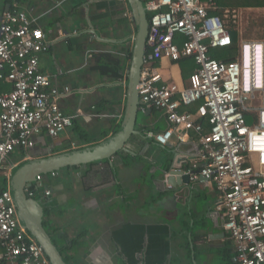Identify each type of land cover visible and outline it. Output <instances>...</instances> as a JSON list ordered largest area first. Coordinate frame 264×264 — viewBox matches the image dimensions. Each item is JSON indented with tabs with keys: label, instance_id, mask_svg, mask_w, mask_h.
<instances>
[{
	"label": "built area",
	"instance_id": "built-area-1",
	"mask_svg": "<svg viewBox=\"0 0 264 264\" xmlns=\"http://www.w3.org/2000/svg\"><path fill=\"white\" fill-rule=\"evenodd\" d=\"M148 34L138 83L139 110L165 112L168 126L153 135L160 145L172 138L198 137V171L215 185L222 225L234 242L233 264H264V40H248L239 28L241 10L217 7L212 0H142ZM131 19V14L126 13ZM235 58L212 56L233 44ZM50 48L45 32L26 11L0 9V264H51L42 247L18 222L8 189L11 155L29 150L37 137L56 139L74 124L60 101L72 93L44 72L40 54ZM192 59L187 81L168 84L155 63ZM198 103L193 112L184 107ZM98 115V114H94ZM203 120L209 125L205 131ZM29 158L26 155L23 160ZM58 171L49 174L54 177ZM170 174H167L169 176ZM37 174L25 191L44 197L52 190Z\"/></svg>",
	"mask_w": 264,
	"mask_h": 264
},
{
	"label": "crops",
	"instance_id": "crops-1",
	"mask_svg": "<svg viewBox=\"0 0 264 264\" xmlns=\"http://www.w3.org/2000/svg\"><path fill=\"white\" fill-rule=\"evenodd\" d=\"M127 5L126 0H0L1 10L18 8L36 19L50 43L40 54L42 70L54 75L60 69L57 83L72 89L60 107L75 116L73 126L56 143L46 135L37 137L29 158L69 139L72 149L96 143L76 138V130H99L96 138L87 137L97 139L102 130L111 127L112 119L123 116L125 79L110 81L91 66L96 51L114 52L113 44L121 50L124 42L132 49L134 24H118L120 16L130 13L120 12ZM191 60H164L155 66L168 84L181 87L195 68ZM100 100L108 104L97 111ZM117 100L122 102L113 113L110 105ZM194 104L184 109L194 112ZM203 125L208 131V123L203 120ZM167 126L164 111L148 109L124 150L108 159L59 170L45 181L52 190L48 197L40 192L50 206L48 229L66 247L72 264L232 262L234 242L223 228L222 214L215 209L220 197L213 182L199 177L189 184L170 186L167 181L171 169L198 171L199 166H194L200 165L194 132L184 142L172 138L166 145L157 143L153 135ZM49 141L56 145L50 148Z\"/></svg>",
	"mask_w": 264,
	"mask_h": 264
},
{
	"label": "water",
	"instance_id": "water-1",
	"mask_svg": "<svg viewBox=\"0 0 264 264\" xmlns=\"http://www.w3.org/2000/svg\"><path fill=\"white\" fill-rule=\"evenodd\" d=\"M130 8L131 21L135 26L131 57L126 71V93L122 121L119 128L104 139L91 145L82 146L46 156L30 157L21 164L12 163L8 189L16 206V216L19 224L27 230L34 240L42 247L51 264H68L63 259L61 251L53 242L48 230L44 227V206L34 197H29L25 191L31 186L37 174L47 175L68 166L101 161L124 150L129 138L137 133L135 126L139 118L138 83L140 81L145 44L148 34V17L142 0H126ZM196 170L184 168L171 169L167 179L170 186L173 183L189 184L191 175ZM200 179L202 177L200 176Z\"/></svg>",
	"mask_w": 264,
	"mask_h": 264
},
{
	"label": "trees",
	"instance_id": "trees-1",
	"mask_svg": "<svg viewBox=\"0 0 264 264\" xmlns=\"http://www.w3.org/2000/svg\"><path fill=\"white\" fill-rule=\"evenodd\" d=\"M18 1L20 2L21 0H18ZM207 1L208 0H202V2H207ZM212 1H214L216 3L217 7H220V8L232 7L231 5L229 6V4L226 3L225 0H212ZM234 7H237V8L241 7L243 9L244 8H264V0H241V4L238 6H234ZM126 10L130 12V8L128 5H127V7L122 9L120 12L125 13ZM129 23L131 25H133V22H131L127 16H124V14H123V16H120L118 18V24H120L121 26H124L126 24L128 25ZM134 30H135V26H134ZM231 33H232V38H233V44L230 47L220 48V49L214 50L212 52V56H214L216 58H221V59L226 60V61H231L235 58V54L237 53V45H238V32L235 30H232ZM129 42H131V41L129 40ZM113 49H115L114 52H104V51L94 52L92 55L94 57V62H93L94 64L91 66V69L93 71L97 72L98 74H100L102 77L108 78L110 81H122L123 79H125V84H126V82H127L126 71L128 69V63H129V60L131 57V50H132L131 45L124 42L121 45V50L120 49L117 50L118 45L113 44ZM189 60H191V59H189ZM121 102L119 100H117V102L114 101L113 103H111V105H110L111 112L114 113L115 112V106L117 104H121ZM104 103L108 104V101L100 100L96 103L97 111H100L101 108H103L105 106ZM122 104L124 105L123 102H122ZM198 105H199L198 103H195L193 108H195V106L197 108ZM122 117L123 116H121L119 119H112L111 120L112 121L111 127L109 129L102 130L101 134L99 135V137L97 139H94V138L88 139L87 138L88 135L85 132H81L80 135L84 140H88L87 142H90L92 140L94 142H98V141L104 139L105 137H107L108 135L114 133L119 128L120 123L122 121ZM74 122H75V120H74ZM204 122H206V121H204ZM206 128H208L207 124H206ZM79 132H80V130H79ZM49 142H51V141H49ZM69 144H71V141ZM57 147L58 146H55L52 149L51 153L58 152L59 148H57ZM56 148L58 149V151L54 150ZM31 149H29L27 151L24 149H18L17 150L20 152V154L22 156L21 160L18 161L19 164L25 162V160H23V158L26 155H28V153ZM71 149L72 148L70 146L63 147V150H71ZM70 168H72V166L65 167L64 169H70ZM5 187H6V185L2 184V186L0 188L5 189ZM34 198H36L37 200H39L42 203V205L44 206V210L46 211V216H47L48 210L50 207L48 202H46L45 199H42L41 194L38 192H36V194L34 195ZM46 229H48V228H46ZM48 232L50 233L53 242L56 244L58 249L61 251V253L63 255V259L65 260V262H67L68 264H72V262L70 261L71 258L68 255V253L66 252V247L61 246L59 244V238L57 239V237L54 235L53 231H50L48 229ZM230 264H232V262H230Z\"/></svg>",
	"mask_w": 264,
	"mask_h": 264
},
{
	"label": "rangeland",
	"instance_id": "rangeland-1",
	"mask_svg": "<svg viewBox=\"0 0 264 264\" xmlns=\"http://www.w3.org/2000/svg\"><path fill=\"white\" fill-rule=\"evenodd\" d=\"M225 1H226V3L229 4V6L230 5L232 6L230 8H237L234 6H238L241 4V0H225ZM238 9H242L241 10L240 25H239L242 37L244 39H248V40H264V8H244L243 9L241 7H238ZM133 30H134V25L132 26V31ZM102 49H104V48H102ZM142 116H143V112H139L138 120L141 119ZM79 130H80V132H79ZM86 130L77 129L76 130L77 133H76L75 137L80 138L81 137L80 133L86 131L88 136L96 138L97 135L99 134L98 132H100L99 130H95V129L93 130V128L92 129L87 128ZM65 133H66V131L63 132L62 135H64ZM71 136L72 135L70 134L69 138H72ZM56 139L54 140L55 143L57 141H60V140H56ZM68 141L64 143V140H63L64 144L57 147V148H59V151L57 148L54 150H57L58 152L66 151V150H63V147H65L64 145L70 146L72 148V144H69ZM61 143H62V141H61ZM49 144H50L49 145L50 148H52L53 146L56 145V144L54 145L53 142H50ZM78 148H80V147H78ZM51 151H52L51 149H49L48 151L44 150L43 152L37 154L36 157L44 156V155L46 156L47 154L51 153ZM58 152H54V153H58ZM21 158H22V156H21L20 152L17 150L11 155V160L14 162H18L19 160H21ZM63 169H60V171H62ZM44 180L45 181L51 180V177H49V174L45 175ZM41 191H42V189L38 190V193H40Z\"/></svg>",
	"mask_w": 264,
	"mask_h": 264
},
{
	"label": "flooded vegetation",
	"instance_id": "flooded-vegetation-1",
	"mask_svg": "<svg viewBox=\"0 0 264 264\" xmlns=\"http://www.w3.org/2000/svg\"><path fill=\"white\" fill-rule=\"evenodd\" d=\"M43 224H44V227L47 228L48 223H47V221H46V211H45V210H44ZM47 230H48V229H47Z\"/></svg>",
	"mask_w": 264,
	"mask_h": 264
}]
</instances>
